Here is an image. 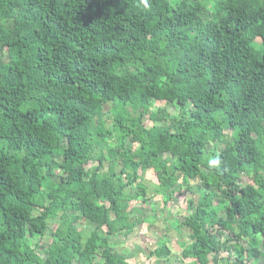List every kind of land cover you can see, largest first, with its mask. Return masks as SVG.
I'll return each mask as SVG.
<instances>
[{
    "label": "trees",
    "instance_id": "trees-1",
    "mask_svg": "<svg viewBox=\"0 0 264 264\" xmlns=\"http://www.w3.org/2000/svg\"><path fill=\"white\" fill-rule=\"evenodd\" d=\"M150 171L183 260L264 264V0H0V264H131Z\"/></svg>",
    "mask_w": 264,
    "mask_h": 264
},
{
    "label": "rangeland",
    "instance_id": "rangeland-1",
    "mask_svg": "<svg viewBox=\"0 0 264 264\" xmlns=\"http://www.w3.org/2000/svg\"><path fill=\"white\" fill-rule=\"evenodd\" d=\"M159 107L165 108L171 116L178 114L176 106L167 103L153 104L150 111L155 112ZM105 123L107 129L112 128L110 115H106ZM146 124L151 125V121ZM209 149L213 150V144H210ZM164 157L168 159L167 155ZM94 166L96 164L90 165L89 168ZM199 183V180L190 181L189 185L193 189L189 190L190 188H187L186 184L179 180L175 187L177 188V193L170 202L165 204L167 196L157 193V178L151 171L147 172L142 184L146 188L144 199L148 200V202L142 204L141 200H139L130 203V207L143 209L144 220L130 235L110 237L109 243L113 250L124 256L131 264H195L192 261L183 260L181 256L182 245L190 243V232L181 224L191 215L188 209V201L192 200L197 204L204 199L202 198L203 191L200 192L198 188ZM241 183L246 186L251 184L252 180L249 176L242 174ZM128 191L136 194L137 188L130 187ZM216 201H212L211 206H206V209L209 210L210 208L208 207H217L218 203ZM218 214L224 216V210H219ZM53 223L57 222L51 221L50 230L42 242L46 246L51 241L50 233ZM94 227L95 225L91 223L81 226L85 238ZM102 233L104 232L102 231ZM164 247H167L168 254L163 252ZM230 247H235V245L231 244ZM226 257L227 255L223 254V256L214 258L211 264H226ZM233 261L234 259L230 260L228 264H233Z\"/></svg>",
    "mask_w": 264,
    "mask_h": 264
},
{
    "label": "clouds",
    "instance_id": "clouds-1",
    "mask_svg": "<svg viewBox=\"0 0 264 264\" xmlns=\"http://www.w3.org/2000/svg\"><path fill=\"white\" fill-rule=\"evenodd\" d=\"M145 6H147V0H144ZM220 158L219 156L209 157L207 164L210 168H218L220 166Z\"/></svg>",
    "mask_w": 264,
    "mask_h": 264
}]
</instances>
